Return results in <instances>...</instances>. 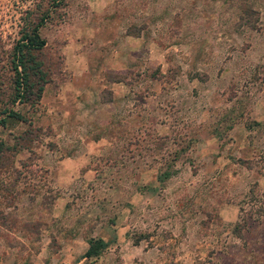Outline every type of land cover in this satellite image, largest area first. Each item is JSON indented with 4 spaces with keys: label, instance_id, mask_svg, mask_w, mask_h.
Here are the masks:
<instances>
[{
    "label": "rangeland",
    "instance_id": "1",
    "mask_svg": "<svg viewBox=\"0 0 264 264\" xmlns=\"http://www.w3.org/2000/svg\"><path fill=\"white\" fill-rule=\"evenodd\" d=\"M41 15L33 89L68 76L61 43L85 17L113 20L109 51L141 36L97 73L109 108L46 104L40 125L15 102L26 120L0 123V264H264V0H0V107Z\"/></svg>",
    "mask_w": 264,
    "mask_h": 264
},
{
    "label": "crops",
    "instance_id": "2",
    "mask_svg": "<svg viewBox=\"0 0 264 264\" xmlns=\"http://www.w3.org/2000/svg\"><path fill=\"white\" fill-rule=\"evenodd\" d=\"M113 24V20L98 23L96 20L92 21L88 17H85L80 26H75V29L71 33L66 29L67 31H65V37L63 38H67V40L63 39L61 50L63 68L67 69L68 76L56 83L48 81L44 84L39 99L42 115L34 118L33 124L36 122L40 125L44 124L42 120H45V117L47 120L49 117V120L52 122V116L46 115L48 114V106L46 104H49L50 109L53 111L61 110L64 118L72 119L71 121L84 115H94L98 107L107 109L113 105L112 99L117 97L119 91L112 87L113 97L102 98V89L107 83H104L97 76L99 75L97 73L105 67L115 68L123 58L126 59L131 51H128V48H132L135 45L134 41L139 42L141 36L140 34H128L127 48H124L119 43L109 51L107 47L112 46L114 40V34L112 33L115 27L112 26ZM66 32H68L67 35ZM106 32L108 33L105 34ZM99 33H101L100 36H98ZM126 60H124V63H120L121 66L117 67V69H126L127 65H124ZM113 84L127 85L123 80L114 81ZM54 85L57 87L56 89L53 88ZM48 86L50 88H47ZM125 89L126 87H124ZM102 121L104 120L102 119ZM92 127H89L88 134L91 133ZM102 138L100 137L95 140Z\"/></svg>",
    "mask_w": 264,
    "mask_h": 264
},
{
    "label": "trees",
    "instance_id": "3",
    "mask_svg": "<svg viewBox=\"0 0 264 264\" xmlns=\"http://www.w3.org/2000/svg\"><path fill=\"white\" fill-rule=\"evenodd\" d=\"M27 11L29 13V9ZM44 20V15H41L35 22L26 19L20 29L21 35L16 40L12 51V67L16 73L14 78L16 91L11 95L9 104L7 101H4L3 106L0 107V123H5L8 117L26 120L21 112L14 109L13 104L15 102L38 104L44 84L49 81L41 77V82L37 85L36 89H33L35 83L29 81V70L39 67V62L33 61L34 55L32 50L41 49L46 44V39L39 32ZM28 61L33 62L29 64L27 63ZM118 80H121V77ZM104 246L105 242L101 238H91L84 255L88 257L96 256Z\"/></svg>",
    "mask_w": 264,
    "mask_h": 264
}]
</instances>
